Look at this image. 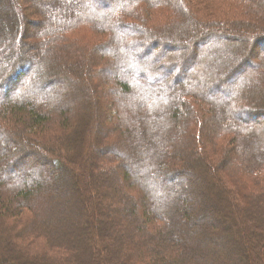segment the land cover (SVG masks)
Returning <instances> with one entry per match:
<instances>
[{
	"label": "trees",
	"instance_id": "trees-1",
	"mask_svg": "<svg viewBox=\"0 0 264 264\" xmlns=\"http://www.w3.org/2000/svg\"><path fill=\"white\" fill-rule=\"evenodd\" d=\"M1 1L0 107L29 130L0 121V264H264V125L246 121L264 113V0L219 22L190 8L208 0ZM141 1L177 16L125 20ZM89 24L106 39L66 49ZM52 120L68 137L42 138Z\"/></svg>",
	"mask_w": 264,
	"mask_h": 264
},
{
	"label": "rangeland",
	"instance_id": "rangeland-1",
	"mask_svg": "<svg viewBox=\"0 0 264 264\" xmlns=\"http://www.w3.org/2000/svg\"><path fill=\"white\" fill-rule=\"evenodd\" d=\"M46 1H49V0H46ZM90 1H91L90 3L96 5L95 0H90ZM208 1L209 2H206V1L202 2V3L200 2L198 5H193L191 2L190 8H191L192 12L194 14L202 17L205 20H210V21L214 20L216 22H219V21H231V20H235V19L241 20L243 18H246V16L244 15L245 10L250 11V8L245 7L244 3L234 4V5H232V7H230L231 4H230L229 0H208ZM1 2L2 1L0 0V3ZM136 6L137 7L132 12L131 16H129V17L124 16L125 20H127L129 22H141V21H143L144 23L148 24L149 26L159 27L161 25H164L166 23L171 22L172 20H175V17L177 16V14L172 9H168L166 7H155V8L150 7L149 8V5H147L145 2H142V1ZM26 10L25 11L28 13L27 21H30L31 19H36V20L41 19L40 16L37 14V11L39 12V9L36 11V9L31 4L28 6V8ZM116 16H118L122 20V13L121 12L116 13ZM27 26H28V30L24 32L22 38H25V37L27 38V36L33 37V35H34V34H32L33 27H31V25L26 24L25 28H27ZM94 26H92L90 24H89V26L81 25L79 27H75V30L70 32V33L66 32L65 34L68 33L66 36L67 41H72V42L70 44H69V42H66L67 44L64 45V47L66 49L75 48V45L79 43L78 41L75 40L76 38L84 39L86 37L85 39L90 40L91 43H93V44H96V43H99V42H102L103 40H105L106 34H104V32H100L99 30H97ZM38 32L39 31H37L36 34H38ZM34 38H39V37L37 36ZM43 38H50V37L47 36V37H43ZM31 40L34 41L32 38H31ZM207 42H209V41H207ZM207 42L205 40H202V42L198 43L197 46L195 47L196 52L191 48L192 50L190 51L189 54L192 53L194 56L190 57L192 55L191 54L188 57V58L192 59V62L190 64V66H191L190 69L188 71H186V73H185L186 77H189L191 72L195 75L196 71H204V69L201 66L202 64L200 62V58L198 61V57H196V56L199 53H201L200 55H202L203 53H206V52H204V49H202V50H199V49L204 47L205 43H207ZM81 44H82V41H81ZM84 44H85V42H84ZM91 48L87 49V52H89V50H91ZM251 48H250L251 49L250 52L252 51V53H250L249 56L251 57L250 61H253L252 64L254 65V63H256V62L257 63L264 62V60L261 59V58H264L263 54L259 53L262 51V49L264 50V39H260L259 41H256L253 45L251 44ZM165 51L166 50H164V49H159V50L157 49V50H155V53L165 52ZM83 52H85V51H83ZM188 52H189L188 49H186V53H185L186 57H187ZM151 54H154V53H151ZM152 60H153V58H152ZM240 63H241V61H240ZM247 66L249 68L248 64H247ZM245 71H246V67L243 68L241 71H239L236 74V76H234L233 81H230V83L227 79H223V78L220 82L222 84H224V83L231 84V82H233V85H234V84H236V81L241 80V75ZM12 77L13 76H11V78ZM11 80H13V78ZM239 88H242V86ZM239 88H238V90H239ZM232 91H233V89H232ZM215 94L219 95L220 93L217 92ZM220 96H223V95L220 94ZM193 101L196 105H198V108L202 109V107H204L201 102L195 101L194 99H193ZM260 106L264 107V105H262V103L260 104ZM204 108L206 109V111H207L206 114L208 115V108L207 107H204ZM257 115H258V116H256L257 118L256 117L247 118L246 121L249 122V124L254 125V126L264 125V113L258 112ZM0 121L4 125L11 127V129H16L18 131L22 130L23 132H27L29 130V128L22 127L20 123H17V119H15L13 116L8 114L7 108L5 106L0 107ZM49 128H50V130H49L50 133L47 132V133L41 135L42 138L43 137L48 138L50 136H53L54 134L55 135H63V136H66L68 134L67 132H64L61 125L59 123H57V121L52 120V122L49 125ZM67 137H68V135H67ZM1 141H2V139L0 138V142ZM222 141H224V140L219 138L216 141V143H217L216 147H218L219 143ZM202 142L204 143V146H201V145L198 146V149L200 151H202V152H200V155L203 157L207 156V159H210L212 161L214 159H216V155H214V153L211 152V150L214 149V148H211L212 141L210 143L207 141V138H204V141L202 140ZM208 146H210V147H208ZM28 149L29 148L16 147L11 152V155H12L11 158H13V159L19 158L20 155L22 154V152L28 151ZM216 153H219V151H217ZM19 161L23 162V165H25V167L27 169H30L31 167H34V165H35V163H33V161H31V159L29 161L27 159L25 161H23L21 158ZM214 161H216V160H214ZM23 165L20 167L22 168ZM20 167L18 168L19 171H20ZM33 169L34 168H32V170ZM227 185L230 186V188H233V184L231 182H227ZM263 235H264V228H263V230L261 229L260 233L256 236H254L253 239L255 240V242L261 243L262 240L264 239ZM43 245H44V243L38 245V247H41Z\"/></svg>",
	"mask_w": 264,
	"mask_h": 264
}]
</instances>
